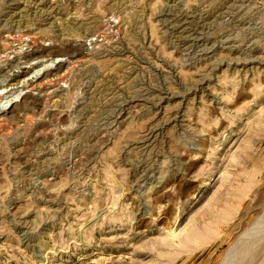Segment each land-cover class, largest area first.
I'll return each instance as SVG.
<instances>
[{
  "label": "rangeland",
  "instance_id": "1",
  "mask_svg": "<svg viewBox=\"0 0 264 264\" xmlns=\"http://www.w3.org/2000/svg\"><path fill=\"white\" fill-rule=\"evenodd\" d=\"M0 264H264V0H0Z\"/></svg>",
  "mask_w": 264,
  "mask_h": 264
},
{
  "label": "bare ground",
  "instance_id": "2",
  "mask_svg": "<svg viewBox=\"0 0 264 264\" xmlns=\"http://www.w3.org/2000/svg\"><path fill=\"white\" fill-rule=\"evenodd\" d=\"M25 37V36H24ZM35 86V85H34ZM4 90V89H3ZM1 92H2V94H5L7 91H2L1 90ZM13 92V91H12ZM10 94V93H9ZM8 95V94H7ZM7 95H5V97H4V99H7L8 98V96ZM5 103L6 104H9V103H11V99H7V101H5ZM4 106V105H3ZM8 106V105H7ZM250 236V235H249ZM257 244V243H256Z\"/></svg>",
  "mask_w": 264,
  "mask_h": 264
}]
</instances>
